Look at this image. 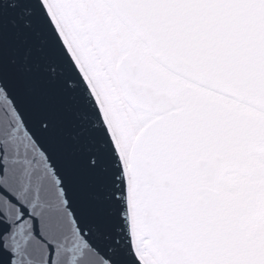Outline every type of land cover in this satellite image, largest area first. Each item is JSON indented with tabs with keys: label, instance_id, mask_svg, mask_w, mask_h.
Returning <instances> with one entry per match:
<instances>
[{
	"label": "snow or ice",
	"instance_id": "6c2138e0",
	"mask_svg": "<svg viewBox=\"0 0 264 264\" xmlns=\"http://www.w3.org/2000/svg\"><path fill=\"white\" fill-rule=\"evenodd\" d=\"M0 264H264V0H0Z\"/></svg>",
	"mask_w": 264,
	"mask_h": 264
}]
</instances>
